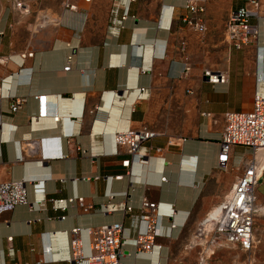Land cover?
<instances>
[{
	"label": "crops",
	"instance_id": "obj_1",
	"mask_svg": "<svg viewBox=\"0 0 264 264\" xmlns=\"http://www.w3.org/2000/svg\"><path fill=\"white\" fill-rule=\"evenodd\" d=\"M197 1L201 34L178 22L184 0H134L120 25L112 0H28L20 8L0 0V185L22 182L26 190V203L0 211V264H86L90 232L115 223L124 240L119 263L186 260L198 224L252 157L233 147L219 166L224 116L247 113L255 94L264 97L260 20L251 21L255 40L236 50L224 22L245 0L221 14ZM206 72L225 81L211 84ZM41 95L43 104L34 98ZM15 99L23 102L12 113ZM141 129L155 133L140 147L143 164L113 142L116 133ZM76 199L86 212L66 203ZM143 199L157 206L148 252L131 243Z\"/></svg>",
	"mask_w": 264,
	"mask_h": 264
},
{
	"label": "built area",
	"instance_id": "obj_2",
	"mask_svg": "<svg viewBox=\"0 0 264 264\" xmlns=\"http://www.w3.org/2000/svg\"><path fill=\"white\" fill-rule=\"evenodd\" d=\"M14 6L20 8L25 1L13 0ZM89 2L90 0H82ZM134 0H125L121 6L122 16L118 19V8L122 0H112L114 3L111 14L114 16V23L121 24L127 15L128 4ZM70 9L73 7L70 6ZM186 15L178 19V22L195 33H203L205 25L203 21V6L197 0H184ZM252 20H260L264 26V16H260V4L258 0H245L244 3L229 12L224 22V36L227 43L236 50L251 43L257 36V24ZM69 59L64 71L69 69ZM208 82L211 84L223 83L225 79L219 74L205 73ZM141 92L137 94V98ZM40 104L46 100V96L34 97ZM23 99H15L10 112H15ZM59 118H53L57 122ZM155 137V133L146 129L138 131L127 130L113 135V142L116 146L123 147L125 154L130 160L139 164L145 163L144 154H139L143 143ZM233 147L247 149L251 158L243 160L240 164L241 174L234 182L230 193L218 203L198 224V236L209 235L211 242L220 241L222 245L237 249L239 252H250L254 248L253 227L257 215L264 211L257 204L256 187L261 178L264 166L255 160L257 153L264 154V97L254 95L252 108L247 113H227L224 116V127L220 136V154L217 158L221 168L225 167L227 157ZM157 152L159 150H156ZM129 160L121 162L124 168L129 167ZM120 177H117L119 179ZM163 180V179H162ZM36 185V191H39ZM26 203V190L24 183L11 182L0 185V211H9L16 205ZM61 201H52L55 209H63L65 205ZM68 204H77L83 212L88 208L82 205V199L68 200ZM157 206L154 203L142 200L139 206L140 215L135 238L131 240L133 246L139 252H148L152 248V240L156 234V221L154 218ZM129 210V208H127ZM174 228L170 225L169 229ZM76 230L73 231V234ZM91 236L90 254L85 259L86 264H121L118 261L120 256L119 246L124 242L121 236V226L117 223L100 227L89 234ZM72 259L78 257V244L72 239L70 241ZM236 264H250L249 261L237 262Z\"/></svg>",
	"mask_w": 264,
	"mask_h": 264
},
{
	"label": "rangeland",
	"instance_id": "obj_3",
	"mask_svg": "<svg viewBox=\"0 0 264 264\" xmlns=\"http://www.w3.org/2000/svg\"><path fill=\"white\" fill-rule=\"evenodd\" d=\"M207 1L211 4L216 14H221L228 9L230 1L235 2L237 0ZM257 189L264 191V170L256 187V194ZM256 196L258 206L264 209V193ZM253 237L254 248L250 252H239L237 249L222 245L220 241L212 243L209 235L198 236L194 234L187 250L189 252L188 257H186L185 261H179L175 264H236L246 260L250 264H264V211L260 212L255 219Z\"/></svg>",
	"mask_w": 264,
	"mask_h": 264
},
{
	"label": "bare ground",
	"instance_id": "obj_4",
	"mask_svg": "<svg viewBox=\"0 0 264 264\" xmlns=\"http://www.w3.org/2000/svg\"><path fill=\"white\" fill-rule=\"evenodd\" d=\"M254 158H255L256 162H258L261 166L262 165L264 166V154L263 153H257ZM263 170H264V168H263ZM207 253H209V252H207Z\"/></svg>",
	"mask_w": 264,
	"mask_h": 264
}]
</instances>
